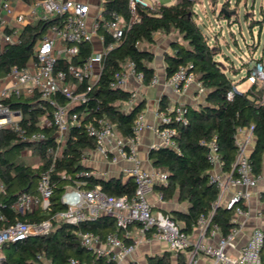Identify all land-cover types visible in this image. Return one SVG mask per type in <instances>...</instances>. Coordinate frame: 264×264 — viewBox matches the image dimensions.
<instances>
[{
	"label": "trees",
	"instance_id": "16d2710c",
	"mask_svg": "<svg viewBox=\"0 0 264 264\" xmlns=\"http://www.w3.org/2000/svg\"><path fill=\"white\" fill-rule=\"evenodd\" d=\"M229 0L223 8L227 9ZM106 10H116L126 15L125 0H110ZM193 3L188 0H175L172 5H161L158 14L145 13L139 10L140 20L125 32L124 36L103 56L101 69L95 83L87 92L84 102L70 108V113H76L80 120L79 126L71 125L65 138V143L59 155L53 161L48 151L56 149L55 128L53 125H42L41 121L51 120L53 107L40 100L38 95L32 98H11L6 101L9 106L21 113L19 125L25 130V135L40 133L39 141L20 140L17 132L0 130V180L5 185V193L0 195V229L10 222L21 220L30 225L42 221L51 223V229L43 235L29 236L17 242L4 243L0 251V264H40L41 259L51 264H69V259H76L81 264H111L103 256H97L92 251L81 247L75 234L76 230L89 231L102 238L109 232L121 233L115 227L113 219L101 216L94 221H88L78 226L58 220L56 213L64 209L60 203V195L65 187L80 189L100 187L110 197L132 196L135 183L132 178L124 180L121 177L102 178L92 173V169L84 165L82 156L95 149L94 138L87 134L89 124H96L104 118L113 125L123 139L134 137L133 125L138 114L145 106L144 100H138L125 111L122 104L130 96V92L121 87H113L114 75L123 70L127 62L134 64L136 72L143 75L144 85H148L154 75L153 53L145 44L154 43V35L162 32L169 34L176 31L181 40H173L171 52L164 54L166 78L174 74L179 67H185L193 73L204 92V102L197 107L186 106L184 116L187 123L171 124L177 130L174 136L175 147H157L149 152L152 165L166 171L167 183L156 184L154 190L162 194L163 200L176 197L179 203L186 204V211L172 210L163 212L175 220L183 232H190L200 215L210 217V223H215L222 236H227L235 223L231 221L233 211L218 206L210 215L213 203L217 200L218 191L210 182L212 165L207 159L208 144L214 142L216 153L222 162V171L232 178L237 177L234 166L238 147L237 134L242 129L251 130L254 139L253 147L248 153L254 174L262 172V155L264 152V94L261 83L251 84L245 91L233 90L239 83L246 81L251 69L247 67L244 77L238 83L233 74L217 60L218 49L212 47L208 37L197 25L192 11ZM218 18L230 20L231 16L219 11ZM55 19L38 20L27 25L21 34V43L4 46L0 53V70L6 71L11 66L24 67L33 55V45L41 38L46 28ZM258 24V29H260ZM104 45L112 42L111 37L102 29ZM90 43L79 46V53L73 57L76 65L84 63L92 54ZM261 64V58L257 61ZM59 65H62L61 63ZM232 91L231 99L227 93ZM60 104L67 99L58 96ZM165 104L159 103L158 110H163ZM17 149L31 150L39 158L38 165H30L16 158L12 153ZM53 167L51 183L53 194L47 209H38L33 213L18 214L11 209V204L20 192L35 194L36 183L42 171ZM264 203V192L261 195ZM243 209L246 206L237 203ZM264 217V208L262 209ZM264 231V228H263ZM128 242V240H125ZM174 252L164 251L160 255L148 256L146 264H172ZM179 252H176V254ZM264 253V247L262 250ZM176 264H187L183 257L177 255Z\"/></svg>",
	"mask_w": 264,
	"mask_h": 264
},
{
	"label": "built area",
	"instance_id": "2783aa9c",
	"mask_svg": "<svg viewBox=\"0 0 264 264\" xmlns=\"http://www.w3.org/2000/svg\"><path fill=\"white\" fill-rule=\"evenodd\" d=\"M108 1L110 0H92L91 2L85 0H0V53L4 46L21 43V34L27 25L38 20L55 19L46 28L41 38L34 43L33 55L24 67L11 66L6 71L0 70V130L9 129L17 132L20 140H41L43 135L40 133L25 135V130L19 125L21 113L12 109L6 102L11 98H32L38 95L41 101L53 107L51 120L41 121L42 125L51 124L55 128L56 149L54 151L48 149L53 156V161L58 155L59 147L65 143L70 126L80 124L77 114L70 113V108L85 101L87 92L98 78L103 56L117 45L131 25L140 20L139 10L158 14L162 5L159 0H125L126 15H124L114 9L106 10L105 4ZM188 1L193 3L192 11L195 16L198 2L197 0ZM218 13L215 14L214 24L221 34L222 21L228 23L230 20L218 18ZM102 29L112 39L108 45H104V37L100 32ZM212 29H214L213 26ZM84 43L92 45V54L84 63L76 65L72 59L78 55L79 46ZM96 45L99 46V50H94ZM60 63L62 65H59ZM128 75H132L140 86L144 85L142 73L135 71L132 62H127L123 70L115 73L111 86L125 89ZM245 78L250 85L261 82L264 94L262 63L253 66ZM157 81V77L153 75L148 85H155ZM195 81L193 73L185 67H179L174 74L165 78V85L177 96L185 94ZM233 90H237L236 86ZM128 91L130 96L125 102L128 105L127 110L137 102L136 92ZM58 96L65 97L67 102L60 104L57 100ZM231 96L232 91H229L227 98L231 99ZM186 106L182 102H173L165 104L163 110L156 111L159 124L151 128L158 138V143L152 148H174L176 146L174 136L177 130L171 124L177 122L185 125L187 123L184 116ZM144 127L142 111L134 121V137L128 139L121 138L113 125L104 118L98 119L96 124L87 126V134L94 138V150H97L109 163L125 162L126 165L122 170L127 177L133 179L135 189L130 197L125 195L110 197L98 186L85 189L70 186L64 188L59 199L64 209L56 213L55 217L58 220L78 226L106 216L113 219L115 227L121 230L120 235L117 232H109L104 238L93 232L76 230L75 234L80 246L97 256L105 257L107 261H112L111 264H125L123 261L132 254L137 245L151 241L163 243L169 252L176 253L189 248L193 254L201 252L212 257L213 264H264V253H262L264 231L259 227L252 229L237 256L230 257L224 252L225 247L231 243L237 233L236 224L239 225L237 217L247 215L246 210L237 203L247 201L250 197L247 189L254 188L258 180L264 176V172L253 173L248 153L245 151L248 139L236 140L238 153L234 163L237 172L235 178L222 171V162L216 153L214 142L208 144L207 159L212 165L210 182L215 184L218 191L217 200L212 205L210 215L218 206L230 209L233 211L231 221L235 223V226L227 236H222L218 225L210 223V217L200 215L194 227L201 238L192 243L188 234L181 230L175 220L152 209L149 196L156 184L165 185L167 183V173L161 169L146 171L141 167V161L136 152V142ZM249 131L251 134V130ZM87 158L88 152L82 156V161L84 162ZM52 170L51 166L40 173L35 194L25 191L17 194L11 204L14 212L33 213L40 208L49 207L50 197L53 194ZM228 184L234 187H245V190L236 189L224 201L223 197ZM4 193L5 185L0 180V195ZM157 196L162 199L160 192ZM260 196L259 193L258 197ZM258 215L262 216V213L259 212ZM50 229L51 223L48 221L35 225L21 220L10 222L0 229V247L4 243L46 234ZM207 232L212 236L220 235L215 246L202 242V236ZM126 239L128 242L125 241ZM191 263L192 258L187 264ZM69 264L81 263L70 258Z\"/></svg>",
	"mask_w": 264,
	"mask_h": 264
},
{
	"label": "crops",
	"instance_id": "0c3cea01",
	"mask_svg": "<svg viewBox=\"0 0 264 264\" xmlns=\"http://www.w3.org/2000/svg\"><path fill=\"white\" fill-rule=\"evenodd\" d=\"M213 7V6H212ZM231 29V27H229ZM166 36V35H165ZM173 39L171 37H160L152 45L148 46V49L153 53V62L151 64L154 69V75L157 77L158 81L155 85H139L132 75L126 77L125 89L136 92L137 100H144L145 106L142 110L144 115L145 127L140 131L138 140L136 142V152L141 161V167L146 171H151L155 168L152 165V162L149 159V152L154 145H157L158 138L155 132L151 127H155L159 124V120L156 116V111L158 110L159 103L163 102L164 104H171L173 102H182L187 106L197 107L199 104L204 102V90L199 85L197 80L189 87L188 91L182 95H174L171 92V89L165 85V62L164 54L171 52V42ZM251 68V67H249ZM246 71V70H244ZM240 77L242 75H239ZM245 83V82H243ZM242 85V83H241ZM249 86L241 88L237 86L236 89L240 92L245 91ZM122 107L125 111L128 109L126 103L122 104ZM237 138L240 140H247L245 151L247 153L253 147L254 139L250 134V131L247 129H242L238 132ZM84 165L92 169V173L100 176L102 178L109 177H121L122 180L126 179L127 176L123 172V168L126 163L119 161L117 163H109L106 161L102 155L97 150H91L88 152V158L83 162ZM264 172V152L262 155V173ZM236 189L245 190V187L239 186L234 187L231 184H228L226 191L224 193L223 200L225 201L230 197ZM247 191L250 193V197L247 201H244L246 206L245 210L247 215L237 217V233L231 243L225 247L224 252L230 256L235 257L238 255L240 248L246 243L251 231L255 227L264 228V217L258 215L259 212H262L264 208V203L261 196L258 197V194L264 192V176L258 180L257 185L254 188H249ZM158 191L153 190L149 196L150 202L152 204V209L156 212H170L172 210H181L186 211V204L181 202L179 203L176 197L170 200L159 199ZM223 204V202L221 203ZM188 237L192 243L198 241L199 232L193 226L190 232H187ZM220 238L219 234L214 236L210 235L208 232L202 236V242L207 245L215 246ZM167 251L163 243L158 241H151L149 243L142 242L137 245L132 252V254L127 257L123 263L128 264H146V258L148 256L160 255L162 252ZM177 255H180L187 262L192 258L191 264H213L214 259L210 256L204 255L199 252L193 254L191 249L185 251H180L179 253H173L171 256L172 264H176Z\"/></svg>",
	"mask_w": 264,
	"mask_h": 264
},
{
	"label": "rangeland",
	"instance_id": "374dc122",
	"mask_svg": "<svg viewBox=\"0 0 264 264\" xmlns=\"http://www.w3.org/2000/svg\"><path fill=\"white\" fill-rule=\"evenodd\" d=\"M91 2L92 0H85ZM175 0H159L162 5H172ZM226 0H197L198 6L195 10V22L202 29L204 34L209 38L210 45L217 47V60L233 74L236 82H240L244 77L247 67H253L257 64L259 58L263 65L264 72V0H230L227 9L232 11L231 19L228 23L222 21V33L214 24L215 14L222 8ZM213 6V7H212ZM260 29H258V24ZM212 26L214 29H212ZM229 26L231 29L229 30ZM171 37L180 39L176 31L169 34L162 32L154 35V42L160 37ZM145 46H150L145 44ZM94 50H99V46H94ZM250 68V69H251ZM239 75H242L241 77ZM261 83V82H259ZM241 88L250 86L245 81ZM236 86V87H237ZM239 91V90H237ZM240 92V91H239ZM62 147H59L57 154L59 155ZM10 155L23 160L30 165H38L39 158L36 153L31 150H22L21 153L17 149H13ZM5 251H0V255ZM40 264H51L46 259H41Z\"/></svg>",
	"mask_w": 264,
	"mask_h": 264
},
{
	"label": "water",
	"instance_id": "95a60500",
	"mask_svg": "<svg viewBox=\"0 0 264 264\" xmlns=\"http://www.w3.org/2000/svg\"><path fill=\"white\" fill-rule=\"evenodd\" d=\"M220 11H222L225 15H227V16H231L232 14H233V12L232 11H228V10H226V9H224V8H222ZM127 178H131V177H127ZM213 184V183H212Z\"/></svg>",
	"mask_w": 264,
	"mask_h": 264
}]
</instances>
